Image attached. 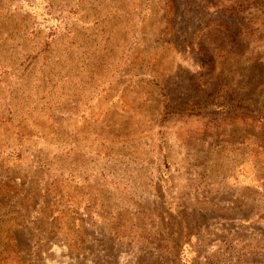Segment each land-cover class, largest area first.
Instances as JSON below:
<instances>
[{
  "label": "rangeland",
  "instance_id": "rangeland-1",
  "mask_svg": "<svg viewBox=\"0 0 264 264\" xmlns=\"http://www.w3.org/2000/svg\"><path fill=\"white\" fill-rule=\"evenodd\" d=\"M0 264H264V0H0Z\"/></svg>",
  "mask_w": 264,
  "mask_h": 264
}]
</instances>
